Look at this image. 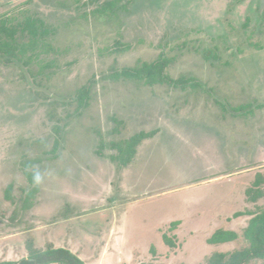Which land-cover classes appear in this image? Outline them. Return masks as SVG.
Listing matches in <instances>:
<instances>
[{
    "label": "rangeland",
    "instance_id": "rangeland-1",
    "mask_svg": "<svg viewBox=\"0 0 264 264\" xmlns=\"http://www.w3.org/2000/svg\"><path fill=\"white\" fill-rule=\"evenodd\" d=\"M250 187L264 0H0V261L264 264Z\"/></svg>",
    "mask_w": 264,
    "mask_h": 264
},
{
    "label": "trees",
    "instance_id": "trees-1",
    "mask_svg": "<svg viewBox=\"0 0 264 264\" xmlns=\"http://www.w3.org/2000/svg\"><path fill=\"white\" fill-rule=\"evenodd\" d=\"M5 30V28H4ZM12 32V31H11ZM33 34L36 33L35 29H31ZM13 33V32H12ZM148 74H154V66L147 68ZM153 71V72H152ZM128 77L139 75V70L132 71L125 70L122 72ZM258 176L254 180V185L261 183V179ZM247 196L250 201H256L259 197L264 196V193L260 189L250 187L246 190ZM239 213H236L238 216ZM247 229L246 238L250 239L252 251L248 256L264 258V213L259 217H254L250 220V225ZM245 229V230H246ZM235 233L232 231H216L211 237L215 239L216 243L228 242L235 237ZM222 257V256H221ZM64 262L65 264H84V262L70 250L63 248L49 247L45 252H35L23 258L20 261H0V264H47L49 262ZM213 264H221L220 259L215 260ZM225 264V263H222Z\"/></svg>",
    "mask_w": 264,
    "mask_h": 264
},
{
    "label": "crops",
    "instance_id": "crops-1",
    "mask_svg": "<svg viewBox=\"0 0 264 264\" xmlns=\"http://www.w3.org/2000/svg\"><path fill=\"white\" fill-rule=\"evenodd\" d=\"M229 197V196H228ZM242 215H244V214H242ZM243 218H248V215H244V216H242ZM245 224V223H244ZM246 226H247V223H246ZM245 226V227H246ZM225 230V229H224ZM227 230H229V229H227ZM231 230H233L234 231V229H231ZM229 242H221V243H217V244H220V245H225V244H228Z\"/></svg>",
    "mask_w": 264,
    "mask_h": 264
}]
</instances>
